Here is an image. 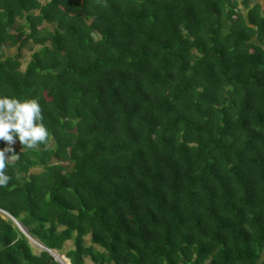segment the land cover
<instances>
[{
	"label": "trees",
	"instance_id": "16d2710c",
	"mask_svg": "<svg viewBox=\"0 0 264 264\" xmlns=\"http://www.w3.org/2000/svg\"><path fill=\"white\" fill-rule=\"evenodd\" d=\"M0 94V264H264V0H0Z\"/></svg>",
	"mask_w": 264,
	"mask_h": 264
},
{
	"label": "clouds",
	"instance_id": "9594fccd",
	"mask_svg": "<svg viewBox=\"0 0 264 264\" xmlns=\"http://www.w3.org/2000/svg\"><path fill=\"white\" fill-rule=\"evenodd\" d=\"M49 136L43 123L42 109L35 99H20L10 94H0V187L9 183L6 168L10 160L18 159L14 145L34 149L45 145Z\"/></svg>",
	"mask_w": 264,
	"mask_h": 264
},
{
	"label": "rangeland",
	"instance_id": "374dc122",
	"mask_svg": "<svg viewBox=\"0 0 264 264\" xmlns=\"http://www.w3.org/2000/svg\"><path fill=\"white\" fill-rule=\"evenodd\" d=\"M15 52H16V49H11V50H10V53H13V54H14ZM31 54H32V52L29 51V50H25V51H24V65H23V69H25L27 62L29 61V59H30V57H31ZM33 171L38 172V171H40V170H39V169H36V170H33ZM20 227H21V226H20ZM87 242H89V239L87 240ZM32 245H33L34 250H35L36 253H40L42 250H44V248H43L41 245H39L38 243H36V242L33 241V240H32ZM69 246H70V245H69ZM68 261H69V260H68ZM69 263H70V261H69ZM87 264H93V263L90 262V261H87Z\"/></svg>",
	"mask_w": 264,
	"mask_h": 264
},
{
	"label": "water",
	"instance_id": "95a60500",
	"mask_svg": "<svg viewBox=\"0 0 264 264\" xmlns=\"http://www.w3.org/2000/svg\"><path fill=\"white\" fill-rule=\"evenodd\" d=\"M17 225H18V227L21 229V231L26 235V236H28L27 234H26V232L25 231H23V229L20 227V225L17 223ZM32 240V239H31ZM44 248V247H43ZM44 250H46V251H48L55 259H56V261H58V262H60L61 264H64L61 260H58L57 258H56V256L54 255V251H51V250H49V249H47V248H44Z\"/></svg>",
	"mask_w": 264,
	"mask_h": 264
},
{
	"label": "bare ground",
	"instance_id": "6f19581e",
	"mask_svg": "<svg viewBox=\"0 0 264 264\" xmlns=\"http://www.w3.org/2000/svg\"><path fill=\"white\" fill-rule=\"evenodd\" d=\"M23 231H25V230L23 229ZM54 255L56 256V258L58 260H61L64 264H70L69 261L66 258H64L63 256H60L57 252H54Z\"/></svg>",
	"mask_w": 264,
	"mask_h": 264
}]
</instances>
